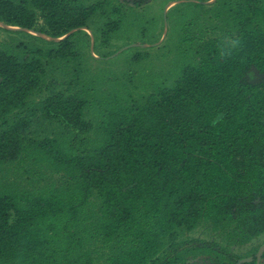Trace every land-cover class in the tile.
Returning a JSON list of instances; mask_svg holds the SVG:
<instances>
[{
	"label": "trees",
	"instance_id": "1",
	"mask_svg": "<svg viewBox=\"0 0 264 264\" xmlns=\"http://www.w3.org/2000/svg\"><path fill=\"white\" fill-rule=\"evenodd\" d=\"M209 1L0 0V264H255L264 0Z\"/></svg>",
	"mask_w": 264,
	"mask_h": 264
},
{
	"label": "rangeland",
	"instance_id": "2",
	"mask_svg": "<svg viewBox=\"0 0 264 264\" xmlns=\"http://www.w3.org/2000/svg\"><path fill=\"white\" fill-rule=\"evenodd\" d=\"M123 1V0H122ZM130 2V4H133L135 2H146L148 0H124V2ZM172 1H182V0H151L150 4H149V11L151 13H154L156 15H159L161 14V12L164 10V13L167 12V10L169 8H171L172 6L176 5L177 3L179 2H172ZM213 0H210V2H212ZM144 7V6H143ZM1 27V26H0ZM10 28V27H7V29ZM14 29V28H13ZM16 29V28H15ZM84 30V29H83ZM86 31V30H85ZM88 34H90L89 31H86ZM32 33V32H31ZM165 33H166V30L163 31V34L162 36L160 37V41L155 44V46H159L161 44V42L164 40V37H165ZM140 35L139 33H134V34H130V33H124L123 36L120 37V42L117 43L118 45H122L123 43L125 42H128V43H133L131 46H135V45H139V44H134V43H137L139 42L138 40H140ZM144 47H147V46H144ZM196 239H198V237L200 238L201 235L199 234H196L195 235ZM209 239V238H208ZM264 237L262 238H259L258 240H256L254 243H250L246 246H244L242 249H240L241 253H245L246 251H248L252 246H256L258 244H262L261 242L263 241ZM191 264H212V261H210L208 258L206 257H199L198 259L196 260H191L190 261Z\"/></svg>",
	"mask_w": 264,
	"mask_h": 264
},
{
	"label": "clouds",
	"instance_id": "3",
	"mask_svg": "<svg viewBox=\"0 0 264 264\" xmlns=\"http://www.w3.org/2000/svg\"><path fill=\"white\" fill-rule=\"evenodd\" d=\"M242 40L238 36L224 35L217 43L218 58L227 60L233 57L241 48Z\"/></svg>",
	"mask_w": 264,
	"mask_h": 264
},
{
	"label": "water",
	"instance_id": "4",
	"mask_svg": "<svg viewBox=\"0 0 264 264\" xmlns=\"http://www.w3.org/2000/svg\"><path fill=\"white\" fill-rule=\"evenodd\" d=\"M0 26L4 27V25H0ZM8 29H11V28H8ZM17 30H19V29H17ZM263 252H264V243L259 247V249H258V251H257V253L255 255L256 264H259V261L261 259V256H262ZM249 261H250V259H240L235 264H243V263H247Z\"/></svg>",
	"mask_w": 264,
	"mask_h": 264
},
{
	"label": "flooded vegetation",
	"instance_id": "5",
	"mask_svg": "<svg viewBox=\"0 0 264 264\" xmlns=\"http://www.w3.org/2000/svg\"><path fill=\"white\" fill-rule=\"evenodd\" d=\"M263 244V243H262ZM261 246V245H260ZM259 246V247H260ZM259 247H258V249H259ZM258 249H257V251H258ZM257 251H256V253H257ZM256 253L254 254V258H255V255H256ZM262 256H263V254H262ZM262 256H261V259H260V261H259V264H263L264 263V259L262 258ZM245 259V258H244ZM254 261H255V264H256V258L254 259Z\"/></svg>",
	"mask_w": 264,
	"mask_h": 264
},
{
	"label": "bare ground",
	"instance_id": "6",
	"mask_svg": "<svg viewBox=\"0 0 264 264\" xmlns=\"http://www.w3.org/2000/svg\"><path fill=\"white\" fill-rule=\"evenodd\" d=\"M0 25H2V24L0 23Z\"/></svg>",
	"mask_w": 264,
	"mask_h": 264
}]
</instances>
